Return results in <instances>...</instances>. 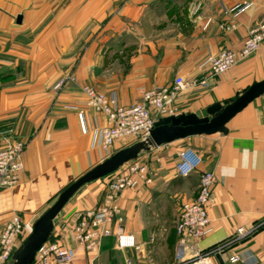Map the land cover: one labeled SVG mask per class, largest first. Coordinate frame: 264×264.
<instances>
[{"label":"crops","instance_id":"0c3cea01","mask_svg":"<svg viewBox=\"0 0 264 264\" xmlns=\"http://www.w3.org/2000/svg\"><path fill=\"white\" fill-rule=\"evenodd\" d=\"M244 1L250 7L237 11ZM263 21L264 0H0V146L8 136L26 144L18 183L0 190V232L15 212L30 232L63 189L107 158L93 145L94 130L104 125V117L86 106L82 86L130 106L139 101V88L166 86L178 76H206L209 55L238 50L249 30ZM232 23L233 30L220 27ZM263 79L264 43L210 78L207 88L181 91L175 100L178 114L204 117L209 106L226 105ZM226 127L225 134L165 144V166L162 158L150 156L163 145L140 154L152 183H138L118 199L123 231L133 236L136 250H118L114 236L103 238L94 253L74 241L79 215L104 199L106 181L100 179L71 197L53 221L51 240L72 252L74 264H172L179 207L195 197L199 173L211 171L217 178L208 210L211 231L193 247L205 250L238 227L263 223L230 252L248 250L264 264V94ZM127 144L128 139L116 141L114 152ZM187 147L202 164L180 178L174 166Z\"/></svg>","mask_w":264,"mask_h":264},{"label":"built area","instance_id":"2783aa9c","mask_svg":"<svg viewBox=\"0 0 264 264\" xmlns=\"http://www.w3.org/2000/svg\"><path fill=\"white\" fill-rule=\"evenodd\" d=\"M55 1V0H49ZM70 1V0H66ZM250 7L243 2L237 11ZM226 31L233 30L235 25L220 26ZM264 43V21L251 28L236 51L225 50L216 55H209L204 65L208 74L201 78L185 80L175 77L166 86L150 89L139 88V101L130 106H121L114 98L107 97L90 86H82L86 106L104 117V125L94 130L93 145L99 146L109 157L114 153V144L120 139L142 140L148 136L155 123L164 117L178 115L175 100L181 91L192 87L207 88L210 78L223 74L238 62L247 59ZM63 82L55 85L59 89ZM80 126L86 132L83 111L78 112ZM26 144L22 141L5 137L0 146V190L15 186L23 171ZM202 159L192 148H185L178 154L174 171L177 177L187 178L197 172ZM106 192L102 203L93 210L79 215L72 233L74 241L86 252L94 253L103 238L114 236L118 250H136L133 236L125 234L122 228L124 221L118 204L120 194L138 183L150 185L152 172L139 159L123 165L113 174L106 177ZM217 178L211 171L199 173L198 188L195 197L181 203L174 223L177 244L172 264H261L259 259L248 250L231 249L250 239L263 226V223L251 228L238 227L235 232L205 250L195 249L193 244L211 231L208 210L214 203L213 187ZM27 231L19 213H13L0 232V264H8L15 248L26 238ZM31 264H74V255L58 240L48 239L37 251ZM125 264H132L125 260Z\"/></svg>","mask_w":264,"mask_h":264},{"label":"water","instance_id":"95a60500","mask_svg":"<svg viewBox=\"0 0 264 264\" xmlns=\"http://www.w3.org/2000/svg\"><path fill=\"white\" fill-rule=\"evenodd\" d=\"M21 17L17 18L20 22ZM264 94V79L248 86L226 105L213 104L206 109V116L178 114L159 119L142 140L112 153L102 162L81 175L63 189L53 204L33 223L27 237L15 248L8 264H31L37 251L48 241L53 231V221L71 197L84 185L103 179L123 165L138 159L141 153L177 140L197 135L225 134L227 123L248 104ZM219 264L221 258L216 256Z\"/></svg>","mask_w":264,"mask_h":264},{"label":"rangeland","instance_id":"374dc122","mask_svg":"<svg viewBox=\"0 0 264 264\" xmlns=\"http://www.w3.org/2000/svg\"><path fill=\"white\" fill-rule=\"evenodd\" d=\"M136 141H134V140H131V139H128V144H127V146H129V145H131V144H133V143H135ZM183 142L184 141H177V142H175V143H173L172 145H169V146H171V147H173V146H178V145H182L183 144ZM126 146V147H127ZM164 147H161L160 149H157V150H153L152 151V153H151V157H153V158H162V164H164V166H165V145H163ZM161 153V154H160ZM159 156V157H158ZM149 159V157L147 158V160ZM140 162H143L144 164H146V159H144V160H142V161H140ZM149 162H150V160H149ZM101 180V182H103V181H106L107 180V178L105 177L104 179H100ZM29 234V232L27 233V235ZM27 237V236H26Z\"/></svg>","mask_w":264,"mask_h":264},{"label":"trees","instance_id":"16d2710c","mask_svg":"<svg viewBox=\"0 0 264 264\" xmlns=\"http://www.w3.org/2000/svg\"><path fill=\"white\" fill-rule=\"evenodd\" d=\"M50 239V238H49Z\"/></svg>","mask_w":264,"mask_h":264}]
</instances>
